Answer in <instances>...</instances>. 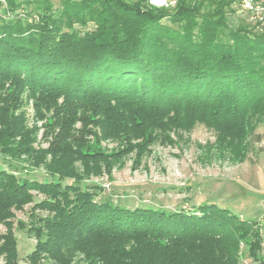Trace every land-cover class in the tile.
Masks as SVG:
<instances>
[{"label": "trees", "instance_id": "16d2710c", "mask_svg": "<svg viewBox=\"0 0 264 264\" xmlns=\"http://www.w3.org/2000/svg\"><path fill=\"white\" fill-rule=\"evenodd\" d=\"M234 4L0 0V155L47 176L0 168V264L20 263L15 225L35 239L29 264H241L242 244L264 264V221L207 200L129 207L89 181L197 125L214 133L210 154L243 162L254 151L264 25L242 10L233 27ZM28 204L29 222L15 223Z\"/></svg>", "mask_w": 264, "mask_h": 264}, {"label": "rangeland", "instance_id": "374dc122", "mask_svg": "<svg viewBox=\"0 0 264 264\" xmlns=\"http://www.w3.org/2000/svg\"><path fill=\"white\" fill-rule=\"evenodd\" d=\"M59 1L54 0L56 6ZM233 6L236 12L230 15L229 21L235 27L247 14L239 4ZM261 28L262 26L259 29L262 30ZM29 112V122L32 126L36 124L39 127L38 145L47 147L48 138L43 135V122H34L31 107ZM257 132L261 140L254 143V151L243 162L210 154L207 143L214 141V133L203 125H197L190 133L185 132L183 138L176 140L174 144L157 142L143 155L137 151L127 154L113 167L111 174L93 175L89 181L104 187L102 196L105 198L129 207L153 206L173 210L190 208L207 200L226 204L242 212L244 216L264 221V125ZM102 146L114 150L117 141L104 140ZM23 165L15 160L7 161L0 155V168L15 169L18 173L28 171L40 180L47 177L43 166L32 168L26 164L22 168ZM34 194L37 193L34 191ZM31 206L32 204H28L24 210L15 211V223L18 219L29 222ZM15 228L19 264H29L25 256L33 249L35 239L16 225ZM5 231L4 224H0V234ZM241 246V264H258L247 255L244 244Z\"/></svg>", "mask_w": 264, "mask_h": 264}, {"label": "built area", "instance_id": "2783aa9c", "mask_svg": "<svg viewBox=\"0 0 264 264\" xmlns=\"http://www.w3.org/2000/svg\"><path fill=\"white\" fill-rule=\"evenodd\" d=\"M242 10L250 14L253 22L264 25V0H238ZM150 4L157 7H168L176 3V0H149Z\"/></svg>", "mask_w": 264, "mask_h": 264}]
</instances>
